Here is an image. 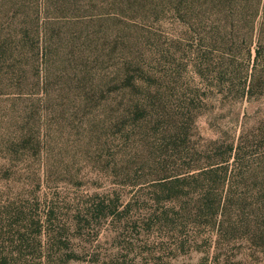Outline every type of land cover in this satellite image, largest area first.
I'll return each mask as SVG.
<instances>
[{
	"label": "rangeland",
	"instance_id": "1",
	"mask_svg": "<svg viewBox=\"0 0 264 264\" xmlns=\"http://www.w3.org/2000/svg\"><path fill=\"white\" fill-rule=\"evenodd\" d=\"M182 2L0 0V30L15 45L0 78L1 256L27 264H264L251 239L218 232L214 212L228 184L221 174L188 176L207 161L163 165L158 156L164 125L178 130L180 145L206 146L207 137L264 121L261 88L250 100L207 99V69L198 66L207 46L175 14ZM47 202L56 220L38 222L33 215ZM92 202L108 216L83 220Z\"/></svg>",
	"mask_w": 264,
	"mask_h": 264
},
{
	"label": "trees",
	"instance_id": "2",
	"mask_svg": "<svg viewBox=\"0 0 264 264\" xmlns=\"http://www.w3.org/2000/svg\"><path fill=\"white\" fill-rule=\"evenodd\" d=\"M182 1L174 7L175 14L184 21L186 33L192 37L197 36L200 43L207 46V58L200 57L198 61L201 69H207V80L210 81L207 99L213 102L214 97L220 93L223 97L231 96L236 100L247 97L250 100L259 88L264 90V0ZM25 32L24 28L23 33L17 34V45L23 40ZM8 36L11 33L2 34L0 30V78L5 68L3 64L7 61L4 54L15 50L14 40ZM16 66H20L17 69L22 74V66ZM7 67L15 68V63ZM164 76H170V73ZM44 83V80L36 82L42 91L48 90ZM161 114L165 117L163 108ZM160 131L169 133L161 137L162 143L170 139V144L161 143L158 146L162 150L158 156L164 160L163 165L166 160L185 158L188 163L192 159L194 163L206 160L207 166L196 167L198 171L188 169L186 175L204 177L207 174V180L211 181L221 174L218 180L228 182L224 194L222 192L218 195V205L214 212L218 232L223 238L227 240L232 234H241L264 250V121L260 119L257 129L251 132L243 128L237 135L218 133L215 137H207L206 146L180 145L178 130L170 132L168 125L161 127ZM120 138L119 145H122L126 137ZM114 158H118L116 154ZM176 179L171 178V182ZM249 198H253L250 203ZM209 200L208 191L207 204L210 207L213 201ZM249 204H253L251 207H254V212L246 215L245 208ZM99 206L101 204L93 202L84 205L80 213L83 214V220L92 219L93 213L95 215L97 211L107 217L108 211L104 213ZM24 211V208H19V212ZM55 211V205L47 202L43 214L33 216L38 222H53L56 220ZM79 220L80 217L77 218ZM0 264H27V261L24 257L0 255Z\"/></svg>",
	"mask_w": 264,
	"mask_h": 264
}]
</instances>
